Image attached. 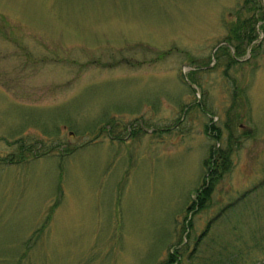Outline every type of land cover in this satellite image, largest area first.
<instances>
[{"label": "rangeland", "instance_id": "obj_1", "mask_svg": "<svg viewBox=\"0 0 264 264\" xmlns=\"http://www.w3.org/2000/svg\"><path fill=\"white\" fill-rule=\"evenodd\" d=\"M249 8L0 0V264H264V0ZM251 12L236 56L223 41Z\"/></svg>", "mask_w": 264, "mask_h": 264}, {"label": "trees", "instance_id": "obj_2", "mask_svg": "<svg viewBox=\"0 0 264 264\" xmlns=\"http://www.w3.org/2000/svg\"><path fill=\"white\" fill-rule=\"evenodd\" d=\"M252 2H253V0H243V5L246 8H249V6H250V4H252ZM254 8H256L258 10L260 8H263V6L262 5L260 6V2H258V4L256 2V5L254 6ZM249 10H250V8H249ZM251 13H253V15H250L248 18L241 19V20H240V16H237L236 19L233 22L230 23L231 30H229V36L226 37L225 40H224L228 44L233 45V49L235 51V55L236 56H238L239 54L241 55V53L243 52V50H242L243 44L250 45L255 40L258 39V37H256V34H255L256 30H257L256 25H257V23L260 22L261 18H259V17L256 18L257 17V13H254V12H251ZM219 50L222 52L221 54H225L227 52L228 48L226 46H222L217 51L219 52ZM230 58H231V62H235L236 61L235 59L232 58V56ZM227 60L228 59L226 58V61ZM227 62H228L227 66H229L230 65L229 61H227ZM211 127H212L213 130L215 129V126H211ZM215 137H218L217 133H216ZM215 153H218V152H216L213 149H211L209 158H213ZM228 154H229L228 150L227 151H223L220 148V155H219V157H220V166L223 167L224 169L226 168V163H227V160H228ZM3 161H6V162H13V161L14 162H18L19 160L18 159H13V161H11L9 159V161L8 160H3ZM209 173H210V171H209ZM208 190H209V187L204 189L203 191H201L198 194L197 199L200 200V204L197 207V209H199V208H201L203 206V201L206 199V196L208 194ZM197 199L195 201H193L194 204L197 201ZM172 259H174V262H177V263L179 261L178 258L177 259L174 258V254L173 253L169 255V261L170 262H171ZM164 263L165 264H170L169 262H164Z\"/></svg>", "mask_w": 264, "mask_h": 264}]
</instances>
